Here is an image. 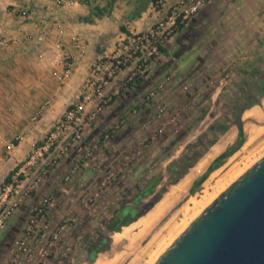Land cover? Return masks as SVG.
Returning <instances> with one entry per match:
<instances>
[{"label": "rangeland", "instance_id": "1", "mask_svg": "<svg viewBox=\"0 0 264 264\" xmlns=\"http://www.w3.org/2000/svg\"><path fill=\"white\" fill-rule=\"evenodd\" d=\"M179 1L163 0L159 3L157 0L152 3L156 18L146 31L139 33H146L162 22L164 32L157 41L159 52L135 76L131 73L141 63L137 62L138 55L131 53L133 59L127 64V71L119 74L103 91V112L95 119L100 126L93 131L97 121L89 120L88 115L81 116L85 126L83 133L89 126L92 128L87 130V146L80 147L77 170L72 172V169L63 167V173L58 178L62 191L56 202L64 216L54 231L65 225V231L68 229L70 233L66 241L69 245L63 241L58 244L62 252L67 251L66 264H96L99 260H102L101 264H149L147 261L152 256H159L163 252L162 247L168 246L207 206L211 196L218 195L264 156L263 96L257 105L242 115L245 138L242 147L213 171L193 194L189 193L193 182L211 162L237 140L234 110L237 98L234 93L241 87L242 77L251 71L264 69V0H204L197 11L186 18H183L185 14L178 6ZM197 1L193 0L192 4ZM172 22H175L174 27H171ZM3 39L9 43L5 47L0 45V54L10 52L12 48L15 50L20 44L19 39L11 36H1L0 42ZM14 40L16 43H13ZM173 58H177L175 62ZM63 63L64 67L71 64L69 58H63ZM59 73L58 70L51 72L57 88L71 78L60 82L57 79ZM87 81L63 108L59 120L78 98L82 100ZM18 99L12 78L6 76L0 79L1 185L5 177L26 158L32 146L40 143L59 121L52 124L41 139L31 142L29 152L25 154L18 147L26 139L24 126L36 125L50 102L44 99L31 111L19 113L15 111ZM47 101L49 104L42 108ZM93 106L94 101L86 104V110L91 111ZM22 122L24 126H21ZM106 133L109 136L107 139L103 137ZM16 137H22V141L17 143ZM249 139L251 143L247 146L245 144ZM104 141L107 146H103ZM13 143L14 146L11 145ZM68 143L65 141L61 148L78 142ZM207 145L210 146L204 150ZM214 148L217 151L212 153ZM14 154L18 155V160L12 164L10 160ZM50 154L46 156H50L45 166L48 173L53 168L50 163L57 151ZM187 155L201 157L181 178L174 179L171 164ZM79 170L91 172L92 177L78 184ZM153 179L159 180L154 195L135 205L133 200L138 189ZM217 184L223 187L219 188ZM53 192H46L42 198L50 197L52 201ZM159 194L160 198L155 200ZM202 197H205L204 200ZM42 198L31 205L25 216V228L32 207ZM199 201H205L206 206L203 204L201 207ZM160 203L165 207L155 219L141 220ZM148 205L150 209L145 214L116 232L123 233V238L117 240L115 232H108L106 223L116 210L133 206L141 213ZM186 210H189L188 213ZM13 223L11 220L0 230V244L7 241L4 250L13 248L14 242L24 233L25 229L9 240L6 237L7 228ZM176 224L180 225L178 229ZM172 227L171 234L169 229ZM181 228L182 231H179ZM101 236L108 237L109 248L97 254L96 260L90 263L87 261L89 250Z\"/></svg>", "mask_w": 264, "mask_h": 264}, {"label": "crops", "instance_id": "2", "mask_svg": "<svg viewBox=\"0 0 264 264\" xmlns=\"http://www.w3.org/2000/svg\"><path fill=\"white\" fill-rule=\"evenodd\" d=\"M155 18L152 0H0V38L6 35L20 41L17 49L12 48L10 52L0 54V79L10 76L19 96L15 102V111H31L44 99L50 102L49 108L36 125L24 126V122L21 123L26 139L18 146L20 151L27 154L31 142L41 139L48 128L59 120L63 108L79 92L85 80L89 79L91 66L95 62L118 53L120 44L128 36L146 31ZM63 58L70 59L72 75L62 87L57 88L51 72L62 71ZM177 58H173V62ZM98 126L100 123L97 121L93 131ZM90 128L83 133L81 140L84 141L80 140L76 145L61 148L66 138L59 142L54 151H57V155L50 163L53 168L47 174L48 179L40 182L31 197L11 217L10 221L14 223L7 228L6 237L9 240L21 234L31 205L50 190L55 192V196L47 212V231L43 232L45 237L39 240L40 245L63 219L61 206L56 202L62 191L58 178L63 173V167L72 169V172L79 167L77 158L81 154L80 147L87 146L86 135ZM103 146H107L106 141ZM49 159L50 156L45 158L41 167L47 166ZM16 160L18 155L12 156L10 162L13 164ZM90 174L87 170L78 172V184L84 182ZM32 178L23 181L22 188H26ZM42 224L38 223L40 226ZM69 235L67 229L61 235L62 241L66 242ZM66 244L69 245V242ZM5 245L7 241L4 240L0 244V263L9 260L12 255V248L4 250ZM56 256V252L53 253L48 264L54 263ZM60 262L68 263L67 257Z\"/></svg>", "mask_w": 264, "mask_h": 264}, {"label": "built area", "instance_id": "3", "mask_svg": "<svg viewBox=\"0 0 264 264\" xmlns=\"http://www.w3.org/2000/svg\"><path fill=\"white\" fill-rule=\"evenodd\" d=\"M162 1L158 0L159 3H162ZM192 1H179L178 6L182 10L181 13L185 14L183 18L195 13L204 2V0H198L195 4H192ZM23 14L25 15V13ZM172 26H175V22L171 23ZM163 30L164 24L159 22L155 28H150L146 33L132 34L120 44L121 47L118 53L101 58L92 65L89 79L82 91L83 94L86 93L83 95L82 100L78 98L77 102L65 112L45 138L40 143L32 146L29 154L11 175L10 181L2 183L0 187V230L6 227L11 217L31 197L32 191L47 176L48 170L44 166L41 167L46 156L51 151L56 150L63 138H66L65 141L68 145L70 144L68 142L75 144L81 140L85 127L82 125L81 116L88 115V119L94 121L102 114L103 104L105 103L103 91L119 74L127 71L126 66L133 59L131 53L137 54V62L141 63L136 71L131 73L133 76L137 75L140 68L157 55L159 52L157 41L163 35ZM8 43L7 39H3L0 45L5 47ZM13 43H16V41L14 40ZM130 72L129 69L128 73ZM71 74V64H67L57 75V79L64 82L70 78ZM93 101L92 110L87 111L86 104H91ZM48 104L47 101L42 108H45ZM69 130H71V133L67 135ZM103 137L107 139L109 137L108 133ZM15 141L17 143L21 142L22 137H16ZM14 144L11 145L14 146ZM29 177H33L31 182L26 188H22L23 181ZM50 206L51 198L44 197L32 207L31 217L28 219V225L24 233L14 242L12 255L3 264H48L51 255L55 252L57 254L56 261L52 264H61L60 259L65 258L67 255V251L62 252V247L58 246L59 243H62L61 235L65 231V225H61L56 231L51 232L43 244L40 245L39 243V240L45 237L43 232L47 231L45 223ZM39 222L43 224L39 226Z\"/></svg>", "mask_w": 264, "mask_h": 264}, {"label": "water", "instance_id": "4", "mask_svg": "<svg viewBox=\"0 0 264 264\" xmlns=\"http://www.w3.org/2000/svg\"><path fill=\"white\" fill-rule=\"evenodd\" d=\"M242 115L238 109V129ZM154 264H264V156L208 205Z\"/></svg>", "mask_w": 264, "mask_h": 264}, {"label": "trees", "instance_id": "5", "mask_svg": "<svg viewBox=\"0 0 264 264\" xmlns=\"http://www.w3.org/2000/svg\"><path fill=\"white\" fill-rule=\"evenodd\" d=\"M156 2H157V0H152V3H156ZM179 27L182 28L183 25H179ZM263 94H264V92H263ZM258 102L259 101L253 103V105H257ZM244 142H245L244 132H243V129L241 127L238 129V135H237V140H236L235 144L232 145L231 147L227 148L225 151H223L221 154H219L211 162V164L209 165L207 170L193 182V184L189 190V193L193 194L206 181L208 176L213 171L218 169L226 159L231 157L235 152H237L242 147ZM208 146H210V145L205 146L204 150H206L208 148ZM200 157H201V155L195 156V157L187 155L186 157L180 159L178 162L171 164L170 168H172V171H173L172 172L173 178L174 179L181 178V176H183L185 174L187 169L195 166V164L198 162ZM14 171H15V169L12 170L5 177L3 183H7L10 181V177L14 173ZM158 183H159V180L153 179V180L148 181L143 186V188L138 189L137 194L135 195L134 200H133L134 204L137 205L142 199H144L148 196L154 195ZM159 198H160V194L157 195V197L154 199L158 200ZM149 209H150V205H148L141 213H138L137 209L133 206H127V207H124L122 209H118L114 212L112 217L107 221L106 228L108 229L109 233L120 232L122 227H126V226L130 225L136 218L145 214V212H147ZM99 239L101 240L100 243L98 244V246H96V248H94V250L92 251L93 253L88 255V257H87V261L90 263H93L96 260L97 254H99L103 251H106L109 248L108 237L101 236V237H99ZM6 248L7 247H4V249H6Z\"/></svg>", "mask_w": 264, "mask_h": 264}, {"label": "flooded vegetation", "instance_id": "6", "mask_svg": "<svg viewBox=\"0 0 264 264\" xmlns=\"http://www.w3.org/2000/svg\"><path fill=\"white\" fill-rule=\"evenodd\" d=\"M242 79L243 81L241 87L238 90L236 89L234 93L237 98L236 104L234 106L235 124L238 109H240L244 114V112L254 106L253 103L260 101V99L264 96V69L259 71H251L245 77H242L241 80ZM100 241V239L97 240L93 248L89 250L88 255L93 253L92 251L94 250V248H96V246H98Z\"/></svg>", "mask_w": 264, "mask_h": 264}, {"label": "bare ground", "instance_id": "7", "mask_svg": "<svg viewBox=\"0 0 264 264\" xmlns=\"http://www.w3.org/2000/svg\"><path fill=\"white\" fill-rule=\"evenodd\" d=\"M250 143H251V140L249 139V140L246 142L245 145L248 146V145H250ZM216 151H217V148H214V150H212V153H215ZM209 156H210V155H209ZM203 163H204V162H203ZM200 167H201V166H200ZM249 168H250V167H249ZM249 168H248V169H249ZM248 169H247V170H248ZM247 170H246V171H247ZM246 171H244L243 173H241L237 178H239V177H240L242 174H244ZM232 174H233V173H232ZM236 174H237V171L234 173V175L236 176ZM189 175H190V174H189ZM234 175H233V176H234ZM230 176H231V174H230ZM232 178H233V177H232ZM237 178H236V179H237ZM190 179H191V178H190ZM236 179H235V180H236ZM185 180H186V179H185ZM187 180H188V179H187ZM235 180H234V181H235ZM234 181H233V182H234ZM233 182H232V183H233ZM232 183H231V184H232ZM184 184H185V183H184ZM186 184H187V183H186ZM222 184H223V183H222ZM231 184H230V185H231ZM217 185H219V184H217ZM230 185H228L227 187H229ZM221 186H222V185H219V188H220ZM178 187H180V186H178ZM217 187H218V186H217ZM222 187H223V186H222ZM227 187L224 188L221 192H219V194L217 193L218 195H216L215 197L212 198V196H211V197L209 196L211 200L207 197V201L210 200L209 202H207V206L210 205V204H211V203H212V202H213V201H214V200H215V199H216V198H217V197H218L223 191H225V190L227 189ZM217 191H218V189H217ZM214 193H215V191H214ZM168 196H169V195H168ZM202 198H203V200H204L205 197H202ZM199 202H200V201H199ZM200 203H202V204H201V207H202L203 204L206 203V202H205V201H204V202L201 201ZM197 204H199V203H197ZM197 206H198V205H197ZM204 206H206V205L204 204ZM207 206H206V207H207ZM164 207H165V205H163V203H160V204L157 205L154 209H152L150 212H148L146 215H144V216L141 218V220H143V219H149V220H151V219H155V218L157 217V215L160 214V213L162 212V210L164 209ZM206 207H205V208H206ZM198 208H199V207H198ZM205 208H204V209H205ZM204 209H203V210H204ZM200 210H201V209H199V211H200ZM203 210H201V212H202ZM186 211H187V213H188L189 210H186ZM201 212H200V213H201ZM197 213H198V212H197ZM200 213H199V214H200ZM194 214H196V213H194ZM199 214H198V215H199ZM196 215H197V214H196ZM198 215H197V216H198ZM192 216H193V213H192ZM197 216H196V217H197ZM196 217H195V218H196ZM183 218H184V217H183ZM189 218H191V217H189ZM192 218H193V217H192ZM192 218H191V219H192ZM195 218H194V219H195ZM187 219H188V217H187ZM194 219H193V220H194ZM182 220H183V219H182ZM182 220H181V221H182ZM185 220H186V219H185ZM193 220H192V221H193ZM192 221H191V222H192ZM184 222H185V221H184ZM184 222H183V223H184ZM186 222H187V221H186ZM191 222H190V223H191ZM188 223H189V222H187V224H188ZM190 223H189V224H190ZM185 224H186V223H185ZM176 225H177V224H176ZM180 225H184V224L181 223ZM180 225H179V226H180ZM177 226H178V225H177ZM179 226L177 227V229L179 228ZM167 227H168V226H167ZM184 227H185V225H184ZM187 227H188V226H187ZM187 227H186V228H187ZM173 228H174V227H172V228L169 229V232H171V234H172ZM175 228H176V227H175ZM186 228H185V229H186ZM125 229H126V228H125ZM166 229H167V228H166ZM183 229H184V228H183ZM185 229H184V230H185ZM184 230H183V231H184ZM165 231H166V230H165ZM175 231H176V230H175ZM179 231H182V228H181V230H179ZM183 231H182V232H183ZM167 232H168V231H167ZM182 232H181V233H182ZM178 233H179V232H178ZM181 233H180V234H181ZM160 234H161V233H160ZM171 234H169V235L171 236ZM180 234H179V235H180ZM175 235H176V234H175ZM179 235H178V236H179ZM163 236H164V235H163ZM170 236H168V237L170 238ZM173 236H174V235H173ZM178 236H177V237H178ZM123 237H124L123 233H122V234H121V233H116V234L114 235V238L117 239V240H120V239L123 238ZM155 237H156V236H155ZM177 237H176V238H177ZM176 238H175V239H176ZM162 239H163V238H162ZM162 239H161V240H162ZM175 239L173 238L172 242H170V244H169L168 246L166 245L167 247L164 245L166 248H165V247H162L163 252H162L159 256L157 255V256H158V257L156 256L157 258L152 256V257L150 258V261H147V262H150V263L154 264V263L158 260V258H159V257H160V256L166 251V249H167V248H168V247H169V246L175 241ZM161 240H159V241H161ZM167 240H169V239H167ZM155 241H156V239H155ZM161 242H162V241H161ZM165 243H166V241H165ZM165 243H164V244H165ZM157 245H158V243H157ZM149 247H150V245H149ZM156 247H157V246H156ZM164 248H165V250H164ZM148 249H149V248H148ZM152 249H153V248H152ZM157 249H158V248H157ZM159 249H160V248H159ZM159 249H158V250H159ZM150 251H151V250H150ZM155 252H156V251H155ZM153 253H154V251H153ZM155 254H156V253H155ZM155 254H152V255H155ZM147 262H146V263H147ZM101 263H102V260H99L98 262H96V264H101ZM150 263H149V264H150Z\"/></svg>", "mask_w": 264, "mask_h": 264}]
</instances>
